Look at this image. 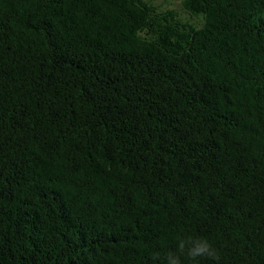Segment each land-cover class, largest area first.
Instances as JSON below:
<instances>
[{"label":"trees","instance_id":"trees-1","mask_svg":"<svg viewBox=\"0 0 264 264\" xmlns=\"http://www.w3.org/2000/svg\"><path fill=\"white\" fill-rule=\"evenodd\" d=\"M168 253L264 264V0H0V264Z\"/></svg>","mask_w":264,"mask_h":264},{"label":"clouds","instance_id":"clouds-1","mask_svg":"<svg viewBox=\"0 0 264 264\" xmlns=\"http://www.w3.org/2000/svg\"><path fill=\"white\" fill-rule=\"evenodd\" d=\"M177 252L185 254L189 259L195 261L198 258H207L219 261V256L212 245L203 239H184L178 237ZM167 264H180L179 256L168 253Z\"/></svg>","mask_w":264,"mask_h":264},{"label":"rangeland","instance_id":"rangeland-1","mask_svg":"<svg viewBox=\"0 0 264 264\" xmlns=\"http://www.w3.org/2000/svg\"><path fill=\"white\" fill-rule=\"evenodd\" d=\"M166 0H157V3H165ZM175 8L179 7V0H168Z\"/></svg>","mask_w":264,"mask_h":264}]
</instances>
